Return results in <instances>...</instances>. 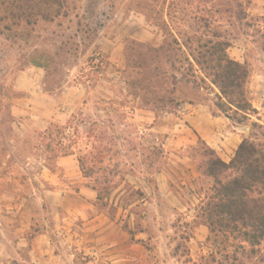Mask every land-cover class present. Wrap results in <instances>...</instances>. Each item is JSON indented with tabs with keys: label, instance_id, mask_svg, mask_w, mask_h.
Listing matches in <instances>:
<instances>
[{
	"label": "rangeland",
	"instance_id": "rangeland-1",
	"mask_svg": "<svg viewBox=\"0 0 264 264\" xmlns=\"http://www.w3.org/2000/svg\"><path fill=\"white\" fill-rule=\"evenodd\" d=\"M252 1L62 0L54 19L20 26L0 14V156L18 163L0 168L9 180L0 184L8 203L16 202L14 189L23 190L24 220L38 226L56 218L47 212L53 208L95 212L84 187L98 184L108 189L109 215L149 236L147 249L160 264H264V245L249 256L239 237L212 235L205 225L202 210L213 182L199 170V141L179 147L174 135L181 133L150 130L166 114L180 117L188 105L202 106L226 122L228 149L219 154L227 163L251 135L253 122L263 127L256 132L264 144V26L244 20ZM202 18L210 28L198 23ZM209 31L229 35L233 46H248L246 94L258 114L245 124L217 109L220 91L185 62L190 51L183 44L190 40L196 48L197 38ZM34 68L49 92L88 88L75 111L61 112L45 132L32 131L15 113L23 97L16 79ZM63 129L66 140L57 137ZM50 137L56 139L52 149L60 142L71 146L70 172L58 166L63 157L54 158L47 147ZM80 159L94 172L86 175Z\"/></svg>",
	"mask_w": 264,
	"mask_h": 264
},
{
	"label": "crops",
	"instance_id": "crops-1",
	"mask_svg": "<svg viewBox=\"0 0 264 264\" xmlns=\"http://www.w3.org/2000/svg\"><path fill=\"white\" fill-rule=\"evenodd\" d=\"M246 13L248 20H259L258 27L264 26V0L252 1ZM228 54L235 61L250 66L251 59L245 44L232 45ZM15 85L23 94L16 102L15 113L30 122L34 132L47 131L52 122L63 114L61 112L73 113L88 94L85 85L49 92L44 87L41 72L35 68L22 72ZM180 114V117L166 114L150 130L158 133L170 131L172 135L181 133L174 135L178 138L176 146L179 147L195 145L203 140L218 153L228 149V129L221 117L210 114L202 106L193 105H188ZM17 130L20 129L15 128ZM13 149L17 151V143ZM3 153L0 146V155ZM9 158V155L5 158L0 156V168L5 169L12 164L18 167L17 161ZM58 166L70 172L73 160L71 157L60 158ZM164 174H160L161 179H166ZM8 181L6 173L0 172V184ZM0 187V264H160L158 257L147 249V241L151 242L149 236L126 227L119 215L114 218L98 211L94 205L92 214H89V208L58 207L47 211L56 218H49L47 223L36 226L24 220L27 212L20 201L23 200V190L14 189L16 202L9 204L7 192ZM84 189L88 191L84 194L95 201L97 193L88 187ZM61 193L67 195L66 190ZM40 211L46 213L44 209Z\"/></svg>",
	"mask_w": 264,
	"mask_h": 264
},
{
	"label": "trees",
	"instance_id": "trees-1",
	"mask_svg": "<svg viewBox=\"0 0 264 264\" xmlns=\"http://www.w3.org/2000/svg\"><path fill=\"white\" fill-rule=\"evenodd\" d=\"M177 1L184 0H173ZM62 7V0H0V14L12 26H20L22 22L30 25L40 19L50 21L59 15ZM229 10L230 8L228 14L231 13ZM4 20H0V23ZM244 20L249 21L247 13ZM198 23L204 29L212 25L204 18ZM12 26L6 25L5 29H12ZM204 37L208 39L204 40ZM204 37L197 38L196 48H193L190 40L183 44L190 51L185 62L193 73L200 72L203 75L201 81L208 80L220 91L215 103L217 109L233 123L245 124L250 121L251 116L258 114L246 94L250 77L249 65L229 56L228 50L232 46L229 35L227 39L209 31ZM173 43L181 49L178 39L175 38ZM262 129L257 122L252 123L251 135L243 139L229 163L203 140H199L200 148L196 149L200 156V172L213 182L211 194L202 210L204 223L212 235L239 237L241 247L249 256L259 254L264 245V144L258 141L259 134L256 132ZM65 133L63 129L57 137L66 140ZM55 141L56 139L51 138L47 145L55 152L54 158L74 155L71 146L63 144L64 142L52 149ZM79 162L86 175L94 172L81 159ZM93 190L97 192L94 206L98 207V211L109 214L107 208L110 206L105 200L108 189H100L96 184Z\"/></svg>",
	"mask_w": 264,
	"mask_h": 264
},
{
	"label": "water",
	"instance_id": "water-1",
	"mask_svg": "<svg viewBox=\"0 0 264 264\" xmlns=\"http://www.w3.org/2000/svg\"><path fill=\"white\" fill-rule=\"evenodd\" d=\"M249 131V129H246V132H248Z\"/></svg>",
	"mask_w": 264,
	"mask_h": 264
}]
</instances>
